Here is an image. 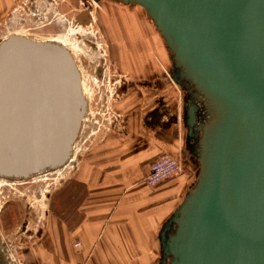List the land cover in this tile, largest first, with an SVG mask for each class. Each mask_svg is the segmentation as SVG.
<instances>
[{
  "label": "water",
  "instance_id": "water-1",
  "mask_svg": "<svg viewBox=\"0 0 264 264\" xmlns=\"http://www.w3.org/2000/svg\"><path fill=\"white\" fill-rule=\"evenodd\" d=\"M119 1L143 9L190 93L184 122L199 171L161 231L159 264H264V0ZM85 111L68 50L0 42L1 178L65 167Z\"/></svg>",
  "mask_w": 264,
  "mask_h": 264
},
{
  "label": "rangeland",
  "instance_id": "rangeland-1",
  "mask_svg": "<svg viewBox=\"0 0 264 264\" xmlns=\"http://www.w3.org/2000/svg\"><path fill=\"white\" fill-rule=\"evenodd\" d=\"M96 1L0 0V42L11 36H23L68 50L78 69L81 93L86 100L85 115L65 167L25 181L0 177V247H4L12 264H34L38 243L54 238L56 223L67 220L68 199L62 195L72 179L75 161L86 148L93 142L111 139L122 145L125 158L128 157L126 150L137 144L136 137L144 127V118L153 107L154 98L158 97L153 96L157 91L155 87L148 89L143 82L150 77L146 69H139L137 64L139 60L153 63L149 53H143L140 36L133 30L142 23L139 26L132 23L138 15L143 22L150 20L140 7L123 5L101 11L96 7ZM87 6L95 11V21L88 27L79 28L74 17ZM122 51L123 61L126 60L123 64L120 60ZM153 57L165 64L163 69L156 62L162 76L170 81L171 72L165 70L166 63ZM172 85L176 101L166 94L164 109L169 114L179 115L183 99L185 97L187 101L190 93ZM164 91L163 88L159 95L165 96ZM171 156L180 162L179 174H184L185 159ZM197 168L190 181L194 182ZM59 204L65 206L60 214L54 211ZM160 261L158 257L151 260V264Z\"/></svg>",
  "mask_w": 264,
  "mask_h": 264
},
{
  "label": "crops",
  "instance_id": "crops-1",
  "mask_svg": "<svg viewBox=\"0 0 264 264\" xmlns=\"http://www.w3.org/2000/svg\"><path fill=\"white\" fill-rule=\"evenodd\" d=\"M132 23H142L133 30L140 36L143 53L148 52L153 63L139 60L137 64L139 69H146L150 77L143 82L148 89L155 87L158 92L153 96L158 97L144 118L137 144L127 148L128 157L122 145L105 139L90 144L75 161L72 179L62 195L68 199L67 220L56 223L54 238L38 243L34 264H151V260L161 259V231L196 181L197 144L189 139L184 122L188 99L184 97L179 115L166 112V94L174 101L172 84L179 87L172 78L170 55L153 24L146 19L143 22L140 15ZM123 54L122 64L126 62ZM153 55L166 63L170 81L157 68V64L162 68L165 64ZM163 88L165 96L159 95ZM162 153L185 159V172L151 188L145 182L149 164ZM196 168L193 182L190 180ZM59 205L54 211L60 214L65 206Z\"/></svg>",
  "mask_w": 264,
  "mask_h": 264
},
{
  "label": "built area",
  "instance_id": "built-area-1",
  "mask_svg": "<svg viewBox=\"0 0 264 264\" xmlns=\"http://www.w3.org/2000/svg\"><path fill=\"white\" fill-rule=\"evenodd\" d=\"M197 124L203 125L208 120L205 105L201 100L196 101ZM181 172L180 162L169 154H159L149 164L148 173L145 177L146 184L155 188L171 180ZM78 246V244H76Z\"/></svg>",
  "mask_w": 264,
  "mask_h": 264
},
{
  "label": "flooded vegetation",
  "instance_id": "flooded-vegetation-1",
  "mask_svg": "<svg viewBox=\"0 0 264 264\" xmlns=\"http://www.w3.org/2000/svg\"><path fill=\"white\" fill-rule=\"evenodd\" d=\"M99 2H101L100 5H98ZM94 3L96 7L99 8L101 11H103L104 9L107 10L108 8L117 9L118 7L124 5V3H118L114 0H98ZM124 6L127 7V6H136V5L125 3ZM94 14L96 15L95 11L92 10V7L87 6V9H85V11H81L74 17V23L81 25V27H88L95 21ZM167 260H169V258ZM0 264H12L8 261V257L4 247H0Z\"/></svg>",
  "mask_w": 264,
  "mask_h": 264
},
{
  "label": "bare ground",
  "instance_id": "bare-ground-1",
  "mask_svg": "<svg viewBox=\"0 0 264 264\" xmlns=\"http://www.w3.org/2000/svg\"><path fill=\"white\" fill-rule=\"evenodd\" d=\"M114 1H116V2H118V3H121L119 0H114ZM124 5H125V3H124ZM142 9V8H141ZM143 10V9H142ZM145 13V12H144ZM147 16V15H146ZM148 18V17H147ZM149 19V18H148ZM150 20V19H149ZM151 22V21H150ZM152 23V22H151ZM153 24V23H152ZM77 25V27H79V28H81V25H79V24H76ZM154 26V25H153ZM154 28H155V26H154ZM156 29V28H155ZM157 31V30H156ZM158 33V32H157ZM159 34V33H158ZM159 36H160V34H159ZM161 37V36H160ZM162 39V38H161ZM162 41H163V39H162ZM59 43V42H58ZM163 43H164V41H163ZM164 45H165V43H164ZM165 48H166V46H165ZM166 51H167V53H168V55H170L169 54V51L167 50V48H166ZM80 89H81V91L83 90L82 88H81V83H80Z\"/></svg>",
  "mask_w": 264,
  "mask_h": 264
}]
</instances>
